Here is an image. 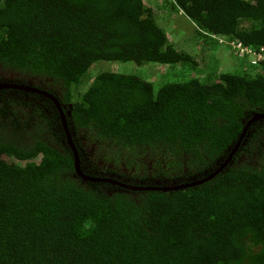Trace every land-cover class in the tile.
<instances>
[{
	"label": "trees",
	"instance_id": "trees-1",
	"mask_svg": "<svg viewBox=\"0 0 264 264\" xmlns=\"http://www.w3.org/2000/svg\"><path fill=\"white\" fill-rule=\"evenodd\" d=\"M170 5L207 45L216 35L264 52V0ZM100 61L198 64L145 0H0V79L47 91L63 112L72 105L86 174L192 182L239 147L216 176L178 190L85 181L55 104L0 90V264H264V117L247 126L264 114V67L155 87L133 73L91 75ZM153 168L159 180L167 169L165 182L147 179Z\"/></svg>",
	"mask_w": 264,
	"mask_h": 264
},
{
	"label": "rangeland",
	"instance_id": "rangeland-1",
	"mask_svg": "<svg viewBox=\"0 0 264 264\" xmlns=\"http://www.w3.org/2000/svg\"><path fill=\"white\" fill-rule=\"evenodd\" d=\"M172 1L145 0L146 4L155 11L169 40L195 57L198 62L195 68L184 67V65L183 67L159 65V63H147L140 66L130 62L100 61L91 67V75L100 71L133 73L152 82L155 87H159L163 83L181 81L190 77L208 79L222 72H260L238 57L230 46L222 43L219 40L222 36H219V39L211 38L218 42L217 45H214L210 38L207 45L204 42L205 39L197 35L198 28L192 20L182 10L177 11L171 7Z\"/></svg>",
	"mask_w": 264,
	"mask_h": 264
},
{
	"label": "flooded vegetation",
	"instance_id": "flooded-vegetation-1",
	"mask_svg": "<svg viewBox=\"0 0 264 264\" xmlns=\"http://www.w3.org/2000/svg\"><path fill=\"white\" fill-rule=\"evenodd\" d=\"M3 73V72H2ZM8 78H4L3 80H5V81H10V82H14L13 81V77H14V75L13 74H11V75H9V76H7ZM1 80V79H0ZM43 82V81H42ZM7 90L6 92L9 94V96L10 95H14L15 96V98H18V97H20V98H18L16 101H20V100H22L23 98L21 97V96H23L21 93H22V91H25V90H23V89H20V88H11V87H4V88H0V90ZM25 92H28V91H25ZM30 93H32L33 95H35L31 100V102L33 103V104H35L36 106H41L42 107V109L41 110H43V108H46L45 106H44V101L45 100H48V101H50V102H53L54 104H55V107H56V109H58L57 111L59 112V114H60V125H59V128H60V130L61 131H64V133H65V138H67V140H63V142L64 143H66V147H69L71 150H73L72 149V147H71V145L69 144V140H68V136H67V133H66V130H65V127H64V119H63V116H64V118H65V120H66V122H67V125H68V127H69V129H70V132L72 133V139H73V141H74V144H75V147H76V149H77V151H78V154H79V156H80V153H81V148H84V146H85V148H86V146L88 145L87 144V142H85L84 141V138H83V134L81 133V130H79V131H77V129H76V127H75V125H74V123L72 122V121H70L69 120V117L71 116L70 115V112H71V107H72V105L70 106V105H67V104H65L64 106H65V108H66V105H67V112L66 113H64L65 112V108H64V112H63V107H62V110L60 109V108H58L57 107V105H56V103L53 101V99H51V98H49L48 96H46L45 94H42V93H38V92H30ZM60 93V91H58V94ZM24 97H26V98H28V96L26 95V94H24ZM27 100V99H26ZM47 107H53L52 105H48ZM47 110V109H46ZM47 112H48V110H47ZM254 116V115H253ZM253 116L251 117V119L253 118ZM250 119V120H251ZM249 120V121H250ZM257 120H259V119H255V120H253L252 122H255V121H257ZM58 121V122H59ZM251 122V123H252ZM59 131V130H58ZM79 136V137H78ZM75 140H77V143H75ZM86 143V144H85ZM84 148V149H85ZM87 149V148H86ZM73 154H74V151H73ZM82 155L85 157L84 158V160H80L81 161V168H82V166L85 164V165H87V166H89L90 165V159L87 157V154H86V152L85 153H82ZM232 159V158H231ZM244 159L243 158H241L240 157V161H243ZM74 161H75V156H74ZM231 161V160H230ZM110 169V168H114L113 166H110L109 164H107V165H104V168L105 169H108V168ZM116 169V171L118 170L117 168H115ZM127 169L126 168H124V169H120L119 171L121 172V174H113L112 173V175L113 176H115L117 179H119V180H124V181H130V182H137V183H141V182H143L142 180L144 179L143 178V176H145V174H147V173H145L144 171H141V172H139V173H137V172H135V171H131V172H128V171H126ZM151 171V170H150ZM153 172H150L149 174V176L150 177H148L147 179H150L151 181L150 182H154V183H160V180L161 181H163V182H165L166 181V178H165V176L163 175V173H165V172H168L167 171V169H166V171L165 172H161V174H160V180H159V175H157L155 172L156 171H158V169H155V168H153V170H152ZM107 173V172H106ZM123 173H125V174H127V175H130V179L129 178H125L124 177V174ZM108 174V173H107ZM134 175H136V177L137 178H134L133 176ZM196 176L195 175H192V176H190V177H188V178H186V177H180L178 180H176V181H178V182H181V181H186V180H191L192 178L194 179ZM186 179V180H185ZM176 181H174V182H176ZM113 184V183H112ZM118 186H120V185H118ZM120 187H122V186H120Z\"/></svg>",
	"mask_w": 264,
	"mask_h": 264
},
{
	"label": "water",
	"instance_id": "water-1",
	"mask_svg": "<svg viewBox=\"0 0 264 264\" xmlns=\"http://www.w3.org/2000/svg\"><path fill=\"white\" fill-rule=\"evenodd\" d=\"M4 87H11V88H20L23 89L25 91L28 92H38V93H42L45 94L46 96H48L49 98L53 99V101L56 103L57 107L60 108L62 110V106L61 103L59 102V100L52 94L48 93L47 91H42L36 87H32L31 85L27 84H23V83H8L7 81H1L0 80V88H4ZM71 106V105H70ZM264 114H259V113H255L253 118L249 121V123L247 124V126L255 119H260L263 118ZM64 119V127L68 136V140H69V144L71 145L73 151H74V156H75V161H74V165H75V172L77 173V175H79L83 180L85 181H92V182H110L113 184H117L120 185L122 187H126L130 190H159V191H172V190H178V189H182V188H187V187H191V186H196L199 185L207 180H210L211 178H213L214 176H216L225 166L228 162H230L233 154L236 152V150L239 147V144L236 145V147L234 148V150L232 151L231 155L227 158V160L222 163L220 165V167L214 171H212L211 173L206 174L205 177H203L202 179L198 180L195 179L192 182H173L171 183V185H166V186H161V185H156V186H138V185H131V184H125L119 180H113L110 178H103V177H95L89 174H86L82 169H81V161H80V156L78 154V151L75 147L74 141L72 139V133L70 132V129L67 125V122L63 116ZM247 128V127H246ZM245 132V131H244ZM244 135V133L242 134V136ZM193 179V178H192Z\"/></svg>",
	"mask_w": 264,
	"mask_h": 264
},
{
	"label": "built area",
	"instance_id": "built-area-1",
	"mask_svg": "<svg viewBox=\"0 0 264 264\" xmlns=\"http://www.w3.org/2000/svg\"><path fill=\"white\" fill-rule=\"evenodd\" d=\"M214 38L219 39V36L213 35ZM219 39L222 43L230 46L235 54L245 60L254 68L262 69L264 67V52L257 51L250 46L244 45L240 41L229 40L225 37Z\"/></svg>",
	"mask_w": 264,
	"mask_h": 264
}]
</instances>
